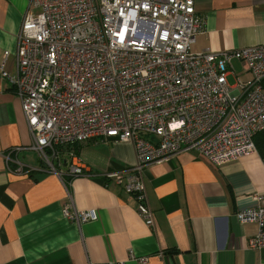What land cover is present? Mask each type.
I'll return each mask as SVG.
<instances>
[{
    "label": "built area",
    "instance_id": "2783aa9c",
    "mask_svg": "<svg viewBox=\"0 0 264 264\" xmlns=\"http://www.w3.org/2000/svg\"><path fill=\"white\" fill-rule=\"evenodd\" d=\"M203 27L194 0H30L16 72L4 62L0 71L21 100L34 141L9 151L6 161L28 149L50 171L65 163L71 176H87L75 145L132 143L136 164L104 177L135 197L138 214L154 229L146 167L186 151L222 166L256 154L254 138L264 131V45L194 53ZM234 61L249 77L236 75L230 84ZM257 200L237 213L242 225L258 227L248 241L252 250L264 248V195ZM63 215L78 224L98 218L95 210L68 207Z\"/></svg>",
    "mask_w": 264,
    "mask_h": 264
},
{
    "label": "crops",
    "instance_id": "0c3cea01",
    "mask_svg": "<svg viewBox=\"0 0 264 264\" xmlns=\"http://www.w3.org/2000/svg\"><path fill=\"white\" fill-rule=\"evenodd\" d=\"M194 1L204 27L192 52L264 45V0ZM29 3L0 0V65L4 62L10 74L16 72L18 35ZM233 68L230 77H249L241 62L234 61ZM33 141L21 100L0 71V264H264V248L248 247L258 227L242 225L237 217L264 195L259 152L215 166L197 151H186L146 167L155 217L150 229L135 197L104 177L127 174L136 164L132 143L93 139L75 145L87 176L73 177L65 163L50 171L28 149L6 161L9 151ZM18 163L22 172L16 171ZM64 207L95 210L98 218L78 224L64 217Z\"/></svg>",
    "mask_w": 264,
    "mask_h": 264
},
{
    "label": "trees",
    "instance_id": "16d2710c",
    "mask_svg": "<svg viewBox=\"0 0 264 264\" xmlns=\"http://www.w3.org/2000/svg\"><path fill=\"white\" fill-rule=\"evenodd\" d=\"M263 88H264V81H263ZM255 144L257 146V150L264 159V131L259 133L255 138H254Z\"/></svg>",
    "mask_w": 264,
    "mask_h": 264
},
{
    "label": "rangeland",
    "instance_id": "374dc122",
    "mask_svg": "<svg viewBox=\"0 0 264 264\" xmlns=\"http://www.w3.org/2000/svg\"><path fill=\"white\" fill-rule=\"evenodd\" d=\"M228 80H229V83H230V84H233V83H234V81H235V78H234V77H229V79H228Z\"/></svg>",
    "mask_w": 264,
    "mask_h": 264
}]
</instances>
